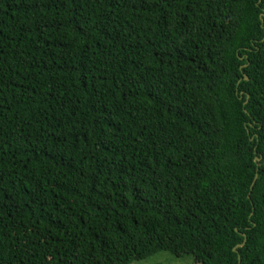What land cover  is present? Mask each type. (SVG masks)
<instances>
[{"label": "trees", "instance_id": "obj_1", "mask_svg": "<svg viewBox=\"0 0 264 264\" xmlns=\"http://www.w3.org/2000/svg\"><path fill=\"white\" fill-rule=\"evenodd\" d=\"M161 252L264 264V0H0V264Z\"/></svg>", "mask_w": 264, "mask_h": 264}, {"label": "rangeland", "instance_id": "obj_2", "mask_svg": "<svg viewBox=\"0 0 264 264\" xmlns=\"http://www.w3.org/2000/svg\"><path fill=\"white\" fill-rule=\"evenodd\" d=\"M133 264H194L191 256L177 258L169 253H158L155 256Z\"/></svg>", "mask_w": 264, "mask_h": 264}, {"label": "water", "instance_id": "obj_3", "mask_svg": "<svg viewBox=\"0 0 264 264\" xmlns=\"http://www.w3.org/2000/svg\"><path fill=\"white\" fill-rule=\"evenodd\" d=\"M244 79H245V80H248V77L245 76ZM255 160L258 162V161L260 160V158H256ZM256 178H257V175L255 176V180H254V182H253V184H252V187H253L254 183L256 182ZM240 246H242V245H239V246L235 247V248H234V251H237V248L240 247Z\"/></svg>", "mask_w": 264, "mask_h": 264}]
</instances>
